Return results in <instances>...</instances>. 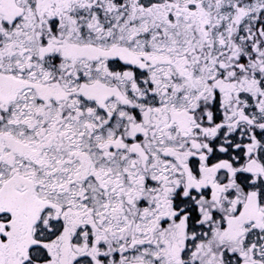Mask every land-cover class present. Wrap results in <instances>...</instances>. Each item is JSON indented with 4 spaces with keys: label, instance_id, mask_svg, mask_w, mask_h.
<instances>
[{
    "label": "snow or ice",
    "instance_id": "obj_1",
    "mask_svg": "<svg viewBox=\"0 0 264 264\" xmlns=\"http://www.w3.org/2000/svg\"><path fill=\"white\" fill-rule=\"evenodd\" d=\"M0 264H264V0H0Z\"/></svg>",
    "mask_w": 264,
    "mask_h": 264
}]
</instances>
